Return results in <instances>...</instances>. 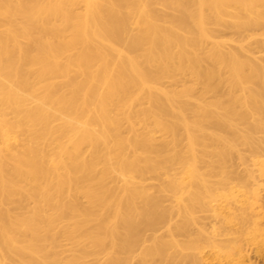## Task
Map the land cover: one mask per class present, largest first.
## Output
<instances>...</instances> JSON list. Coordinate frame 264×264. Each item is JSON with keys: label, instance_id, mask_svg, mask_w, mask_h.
I'll return each mask as SVG.
<instances>
[{"label": "bare ground", "instance_id": "bare-ground-1", "mask_svg": "<svg viewBox=\"0 0 264 264\" xmlns=\"http://www.w3.org/2000/svg\"><path fill=\"white\" fill-rule=\"evenodd\" d=\"M253 43L264 0H0V264H264ZM211 198L220 243L191 232Z\"/></svg>", "mask_w": 264, "mask_h": 264}, {"label": "rangeland", "instance_id": "rangeland-1", "mask_svg": "<svg viewBox=\"0 0 264 264\" xmlns=\"http://www.w3.org/2000/svg\"><path fill=\"white\" fill-rule=\"evenodd\" d=\"M223 29V28H222ZM221 29L220 37L223 38H240L241 35L236 33L235 31L231 29H226L224 28L223 30ZM261 37V35H260ZM259 37V38H260ZM262 46L258 43H253L252 45V50L255 52L259 58H263L264 56V50L261 48ZM158 136H160V133H157ZM242 146L247 148L246 144L241 143ZM240 144V145H241ZM239 147L241 148V146ZM244 150V149H243ZM246 150V149H245ZM247 153V152H246ZM234 156V155H233ZM217 178H214L209 182L211 186L216 188L217 186H220V183ZM164 180V178H158V177H148L145 180V183L149 185L152 191H154L157 186ZM165 198V205L170 206L174 202V195L171 193H163L161 194ZM211 200L210 202V207H213V209H199L196 213V223L195 225L192 226L191 232L192 233H197L199 231H203L202 235L204 239H210L211 241H215V243H220L221 241V234H220V225H221V217L222 215L215 213L217 211H221L222 204H220V200ZM214 209H216L214 211ZM181 219V216L177 213V211L173 214L172 221H171V227H175L176 223L179 222ZM201 229V230H199ZM175 232V229L173 231ZM149 235L152 237L153 235H161V236H167L169 233V230L163 226L159 228L156 232H148ZM195 235V234H194ZM180 240H186L185 236H178ZM183 241V242H184ZM182 242V241H181ZM150 243V242H148ZM59 251L61 257H67L71 253V248L72 245L70 242H68L65 239H61L59 243ZM219 248H214L212 246H209L207 243L204 245L203 249H195V248H186V247H180L178 248V251L176 253L181 256V257H186L187 255L193 254L195 255L197 259V264H219V257L224 258L223 256H220L221 253L218 251ZM138 259H135L134 262L137 263ZM237 259L234 261L236 262ZM247 261H244L243 264H247ZM140 264H170L169 261L162 260L160 258H154V259H149L146 262H141ZM172 264H189L184 261H177L174 260ZM222 264H227L226 260H223ZM242 264V263H240Z\"/></svg>", "mask_w": 264, "mask_h": 264}]
</instances>
